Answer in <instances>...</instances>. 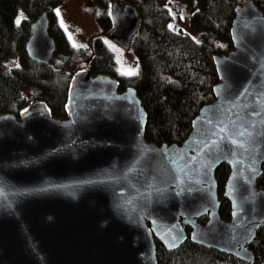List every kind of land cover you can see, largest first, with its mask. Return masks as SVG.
<instances>
[{
	"label": "water",
	"instance_id": "1",
	"mask_svg": "<svg viewBox=\"0 0 264 264\" xmlns=\"http://www.w3.org/2000/svg\"><path fill=\"white\" fill-rule=\"evenodd\" d=\"M109 17L108 38L129 48L136 7L114 2ZM49 23L41 13L26 43L46 66L56 47ZM230 38L233 48L213 56L214 99L180 143L146 140L136 90L87 69L70 79L65 117L37 100L0 114V264H159L156 241L175 250L187 237L252 264L264 223V10L253 0L235 6Z\"/></svg>",
	"mask_w": 264,
	"mask_h": 264
},
{
	"label": "trees",
	"instance_id": "2",
	"mask_svg": "<svg viewBox=\"0 0 264 264\" xmlns=\"http://www.w3.org/2000/svg\"><path fill=\"white\" fill-rule=\"evenodd\" d=\"M62 0H0V114L18 115L31 101H42L56 117H65V104L71 77L82 69L92 74L109 75L120 88L136 90L147 120L144 137L148 141L180 143L191 132V123L199 109L214 99L213 86L218 82L214 55L233 48L230 27L234 8L242 0H180L195 7L191 26L201 33L199 42L170 29L171 14L164 0H94L106 8L110 3H130L140 15V25L132 39L138 68L131 76L117 73L112 52L100 35L91 37L86 47L74 48L65 32L54 20L53 9ZM264 10V0H253ZM104 10L98 17L103 33L112 27ZM47 12L49 32L55 41V52L49 65L30 60L26 43L31 26ZM19 21V22H17ZM87 56L81 66L76 62ZM29 95H26V90ZM229 167L221 164L216 170L220 199V216L230 218V203L222 197ZM264 190V163L257 180ZM207 216L199 219L206 222ZM187 233L189 234V230ZM252 264H264V223L256 230L249 245ZM159 264H247L235 256L203 247L189 237L175 250H166L156 241Z\"/></svg>",
	"mask_w": 264,
	"mask_h": 264
},
{
	"label": "rangeland",
	"instance_id": "3",
	"mask_svg": "<svg viewBox=\"0 0 264 264\" xmlns=\"http://www.w3.org/2000/svg\"><path fill=\"white\" fill-rule=\"evenodd\" d=\"M118 3L122 4L120 1ZM169 8L171 19L169 27L175 32H182L195 41L199 42L201 33L191 26V16L195 7L187 6L180 0H164ZM112 3L106 8L99 6L94 0H62L54 9V20L59 24L66 34L69 43L74 48H84L88 40L96 35H100L107 48L112 52L119 75L131 76L138 68V58L133 47L124 49L108 38V32L103 33L98 22L99 15L106 10L109 16V9ZM88 60L87 56L79 58L78 66L83 65ZM26 95L29 90L26 88Z\"/></svg>",
	"mask_w": 264,
	"mask_h": 264
},
{
	"label": "flooded vegetation",
	"instance_id": "4",
	"mask_svg": "<svg viewBox=\"0 0 264 264\" xmlns=\"http://www.w3.org/2000/svg\"><path fill=\"white\" fill-rule=\"evenodd\" d=\"M188 229V228H187ZM189 230V229H188Z\"/></svg>",
	"mask_w": 264,
	"mask_h": 264
},
{
	"label": "snow or ice",
	"instance_id": "5",
	"mask_svg": "<svg viewBox=\"0 0 264 264\" xmlns=\"http://www.w3.org/2000/svg\"><path fill=\"white\" fill-rule=\"evenodd\" d=\"M17 22H19V21H17Z\"/></svg>",
	"mask_w": 264,
	"mask_h": 264
}]
</instances>
